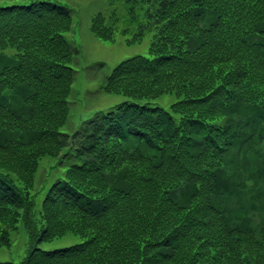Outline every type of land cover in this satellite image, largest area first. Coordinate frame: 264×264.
Listing matches in <instances>:
<instances>
[{
    "label": "trees",
    "instance_id": "16d2710c",
    "mask_svg": "<svg viewBox=\"0 0 264 264\" xmlns=\"http://www.w3.org/2000/svg\"><path fill=\"white\" fill-rule=\"evenodd\" d=\"M123 3L144 21L129 42L159 23L148 54L120 60L101 85L134 100L72 131L70 7L0 5V245L23 218L37 240L84 239L33 246L21 264H264V0ZM110 16L117 22L116 8ZM91 30L113 39L116 28L97 13ZM19 89L21 110L7 100ZM170 92L168 108L154 102ZM43 156L64 168L37 232Z\"/></svg>",
    "mask_w": 264,
    "mask_h": 264
},
{
    "label": "rangeland",
    "instance_id": "374dc122",
    "mask_svg": "<svg viewBox=\"0 0 264 264\" xmlns=\"http://www.w3.org/2000/svg\"><path fill=\"white\" fill-rule=\"evenodd\" d=\"M33 0H0V5L12 3H28ZM70 7L73 28L67 35L77 46L78 53L73 64L77 69L73 81L72 92L69 97V119L66 129L72 131L83 119L94 114L97 110H107L115 104L124 100H134L132 97L122 93L107 92L102 89L104 77L110 72L112 67L120 60L137 53L148 54L151 41L155 39L159 23L151 21L144 30L141 39L129 42L132 36H136L139 30V23L144 22L142 17L135 21L129 17L124 6V0H53ZM117 9L118 20L111 21V11ZM97 13L105 16V22L115 26L113 39H103L91 30V22ZM137 37V36H136ZM15 49H7L5 53L12 54ZM20 89L16 94L11 93L7 100L9 104L18 109H22L24 101ZM176 98L175 94L164 93L154 102L168 108L171 101ZM19 135V134H16ZM20 136V135H19ZM56 159L51 156H43L39 162L35 174V184L33 190L34 205L33 219L36 222L37 232L41 228L39 219L40 205L42 198L50 183L62 172L63 166L51 165ZM80 234L67 232L61 236L51 239L37 240L30 234L23 218L17 222V228L11 232L10 244L0 245V261H11L13 264H21L22 259L27 255L33 246L44 249L63 247L83 240Z\"/></svg>",
    "mask_w": 264,
    "mask_h": 264
}]
</instances>
